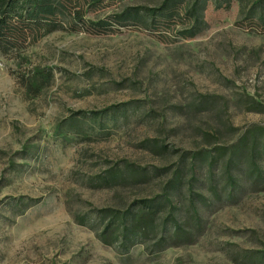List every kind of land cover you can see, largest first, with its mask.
<instances>
[{"label":"rangeland","instance_id":"374dc122","mask_svg":"<svg viewBox=\"0 0 264 264\" xmlns=\"http://www.w3.org/2000/svg\"><path fill=\"white\" fill-rule=\"evenodd\" d=\"M161 1L104 0L86 16L102 33L64 15L20 55L0 52V264H264V29L247 0L209 3L199 32L182 13L114 21ZM35 67L53 75L37 95L18 77ZM141 199L161 205L155 231L127 252L102 244L92 210ZM171 215L191 241L158 251Z\"/></svg>","mask_w":264,"mask_h":264},{"label":"trees","instance_id":"16d2710c","mask_svg":"<svg viewBox=\"0 0 264 264\" xmlns=\"http://www.w3.org/2000/svg\"><path fill=\"white\" fill-rule=\"evenodd\" d=\"M104 0H0V52L5 57L20 55L27 48L41 37L60 28L61 21H68L71 29L92 28L95 34H100L109 27L103 21L89 22L86 16L95 10ZM187 0H162L159 6L154 8L128 7L115 18V22L121 23L130 14L142 13L144 17L155 22L157 19H174L183 14L191 19V28L199 32L204 25V13L209 3L215 5L216 9L230 10L234 0H190V5L185 8ZM247 18L250 27L264 29V0H247ZM25 60V58L23 59ZM24 83L28 93L39 94L49 86L53 79L51 68L35 67L18 76ZM125 104L113 105L101 110L78 111L74 115H89L98 117L109 113ZM244 141L238 145L242 147ZM225 149H220V151ZM254 149L249 153L250 172L254 176V182L261 175L253 154ZM234 156L235 152L230 151ZM237 155V153H236ZM230 162H232L230 160ZM228 183L234 187L235 182L226 169ZM121 172L117 169H110L100 179L109 184L116 181ZM167 199V198H166ZM161 205L154 199H141L136 205L125 210L102 208L92 210L94 214L95 227L99 241L106 246H117L120 251L127 252L133 245L144 241L150 233L157 228L156 216ZM193 218L197 220L196 212L192 210ZM81 219V218H79ZM169 222V225H168ZM93 227V226H92ZM158 227L161 228L162 236L154 247L160 251L168 244L176 242H190V233L176 222L173 215L166 217V221ZM169 233V235H165Z\"/></svg>","mask_w":264,"mask_h":264}]
</instances>
